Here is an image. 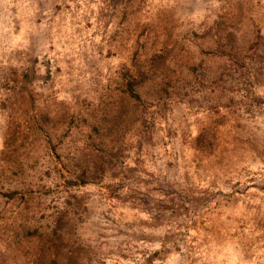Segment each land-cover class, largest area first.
Returning a JSON list of instances; mask_svg holds the SVG:
<instances>
[{"label":"rangeland","instance_id":"374dc122","mask_svg":"<svg viewBox=\"0 0 264 264\" xmlns=\"http://www.w3.org/2000/svg\"><path fill=\"white\" fill-rule=\"evenodd\" d=\"M0 264H264V0H0Z\"/></svg>","mask_w":264,"mask_h":264},{"label":"bare ground","instance_id":"6f19581e","mask_svg":"<svg viewBox=\"0 0 264 264\" xmlns=\"http://www.w3.org/2000/svg\"><path fill=\"white\" fill-rule=\"evenodd\" d=\"M57 6H60V5H57ZM35 8V7H34ZM38 9V8H37ZM57 9V8H56ZM44 11V10H43ZM40 12V11H39ZM33 13H35V12H33ZM9 98V97H8ZM4 104V103H3Z\"/></svg>","mask_w":264,"mask_h":264}]
</instances>
